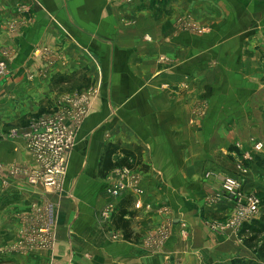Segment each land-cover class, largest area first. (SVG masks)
<instances>
[{
  "label": "crops",
  "instance_id": "0c3cea01",
  "mask_svg": "<svg viewBox=\"0 0 264 264\" xmlns=\"http://www.w3.org/2000/svg\"><path fill=\"white\" fill-rule=\"evenodd\" d=\"M181 20L206 31H183ZM263 56L264 0H0V62L8 70L0 134L24 117L63 110L78 92L72 89H98L59 191L31 185L37 165L22 140L0 139V224L10 228V246L23 242L44 203L55 212L51 251L12 250L3 258L225 264L245 256L229 234L213 237L204 225L232 211L228 200H211L219 180L206 173L236 176L225 157L230 148L264 144ZM108 144L130 152L140 177V194L115 203L105 193L113 172L99 176ZM120 212L130 239L115 227ZM162 226L167 239L151 251L144 241Z\"/></svg>",
  "mask_w": 264,
  "mask_h": 264
},
{
  "label": "built area",
  "instance_id": "2783aa9c",
  "mask_svg": "<svg viewBox=\"0 0 264 264\" xmlns=\"http://www.w3.org/2000/svg\"><path fill=\"white\" fill-rule=\"evenodd\" d=\"M126 1L130 3L133 0ZM7 73V66L0 62V81L8 76ZM78 112H80L79 109ZM85 113L86 111L71 116L70 124L67 123L68 116L62 113L44 114L31 121L28 128L8 130V137L21 139L25 149L32 155L35 165H37V168L27 178L31 185L40 184L54 193L61 189L69 166V153L75 143L74 129L81 124ZM70 118L68 119L70 120ZM255 148L259 149L260 144H256ZM112 172V177L105 188V193L112 203L130 192L140 194L137 188V178L130 174L126 167H115ZM242 182V178L226 181L219 194L211 199L212 201L228 200L232 205V218L222 225H214L213 221L207 220L204 222L207 229L212 232L234 228L240 230L244 224L251 223L258 216L261 211L260 201L254 195H246L241 192ZM40 210L39 216L33 219L29 227L25 229L27 232L23 242L21 241L7 250L0 248V253H11L12 250L22 252L26 247L39 250H51L54 247L55 234L52 226L55 212L53 205L44 203ZM110 213V208L105 207L102 218L107 220ZM166 227L162 226L163 229H167ZM147 237L159 239L160 242L165 240L163 231L160 230Z\"/></svg>",
  "mask_w": 264,
  "mask_h": 264
},
{
  "label": "rangeland",
  "instance_id": "374dc122",
  "mask_svg": "<svg viewBox=\"0 0 264 264\" xmlns=\"http://www.w3.org/2000/svg\"><path fill=\"white\" fill-rule=\"evenodd\" d=\"M181 22L183 24L182 25L183 31H190L191 33H196L198 35H200L206 31V29L203 27L199 28L195 25H192L188 22L186 23L185 21H182V20H181ZM263 59H264V56H263ZM2 63L5 64V62H2ZM5 66H7V64H5ZM83 84H84L83 82L82 83L79 81L76 82V85H78V86H82ZM72 91H78V92L77 93L73 92L72 96H69L67 100L63 101V103H64L63 105L65 106V108H64L65 110L52 109V111L48 110L45 112L38 113L37 115L33 114V115L28 116V117L22 118V121L20 120L16 123H14V122L10 123V125H6L4 127V129L1 131L0 139H4L6 137L7 132H4V130L7 127L9 130L10 129H12V130L13 129L23 130V129L29 127L31 121L36 120L38 116H41L44 114L62 113L64 115L68 116V118H70L71 116H76L77 114H80V112L83 113L86 111L85 114L87 115L89 112V109L92 105V102L97 99L96 95H97L98 89H96V87L94 85L93 87L85 88L82 91L80 89L79 90L72 89ZM78 109L80 110V112H78ZM84 117H83V120H84ZM68 118H66L67 123L69 120ZM71 120L72 119L70 118V122H71ZM82 122H81V124H82ZM81 124L78 127H80ZM77 128L74 129V133H75ZM256 144H260L259 149L255 148ZM243 149L244 148L242 146L237 144V145H235L234 148H230L229 153H231V154H226V156L224 155L225 157H227L228 160H230L232 162L233 168L236 166V168H235L236 169V172H235L236 176H231L230 174L218 175L214 171H208L206 173V178L219 180V190L220 191L222 189V186L226 183V181L232 180V179L236 180L238 178H242L243 182H242L240 190L242 193H246V195L247 194L254 195L260 201L261 211L254 220L255 221H262V219L264 218V144L261 142H255V143H253L250 151H245ZM235 151H236V153H235ZM130 164L133 165L130 167H134L135 165L138 164V162H136L135 160L134 161L132 160V161H130ZM126 168L128 169L130 174L134 175V177L137 178V185H138L139 179H140L138 173L135 170H133V168H130V169L128 167H126ZM229 173H231V171ZM250 178H251V180L249 182ZM220 191H218V192H220ZM231 218H232V211H231V213L222 217V219H215V218L211 219V218H209L207 220L213 221L214 225H222V223L228 222ZM166 228L167 229H163L161 227V228L156 230V231L160 230L161 232L163 231V235H164L163 239H167V236L169 234L168 227H166ZM239 231L240 230L238 228L237 229L236 228L227 229L225 231L224 230H222V231L218 230L216 232L210 231L213 237H215L214 234H218L221 236L223 234H229L230 239L236 241V243H238L239 246L243 247V249L246 250L245 256L238 255V257H233L232 259L228 260V262L225 264H244V263L245 264H248V263L264 264V257H261V256L259 257L258 255H256L257 248L259 246H261L262 240H264V236L261 237V239H258V240L256 239L253 242V244H251V246L248 247L245 243L247 240V236L242 234V233H239ZM186 234L187 233L185 230L180 231V235L182 237H187ZM230 234L232 236H234V238L231 237ZM11 235L12 234H11L10 228H8L7 225H6V227L1 225V228H0V248L1 249L7 250V249L11 248L10 241H9L11 238ZM256 241H258V242H256ZM144 244H145L146 248L151 249V251H154L157 249L158 246H160L162 244V242H160L159 239L147 237V239L144 241ZM24 249H25V251H22L21 253H24V252H26V250H28L27 247ZM51 250H49V251H51ZM3 255L4 254L0 253V264H12L11 260H7V259H11L12 256L10 258L6 259V258H3ZM4 256H10V255H4ZM1 259H4V260H1Z\"/></svg>",
  "mask_w": 264,
  "mask_h": 264
},
{
  "label": "trees",
  "instance_id": "16d2710c",
  "mask_svg": "<svg viewBox=\"0 0 264 264\" xmlns=\"http://www.w3.org/2000/svg\"><path fill=\"white\" fill-rule=\"evenodd\" d=\"M105 148L106 149L99 161L100 163L99 176L105 177L110 171L114 170L115 167L124 166V167H128L129 169L133 168L130 167L133 165H131L130 162L128 161V157L130 153L129 151L119 147L116 144L114 145L108 144ZM123 215L124 212L119 213V216L115 223V227L121 228L124 233V238L130 239L129 236L131 234L129 233L128 223H126L123 220ZM239 233H242L247 236V240L245 243L248 247H250L251 244H253V242L256 239L257 240L261 239V237L264 236V218L262 219V221H255L253 219L251 223L244 224L241 227ZM256 255H258L259 257L260 256L264 257V240H262L261 246L257 248ZM248 264H256V263H248Z\"/></svg>",
  "mask_w": 264,
  "mask_h": 264
}]
</instances>
